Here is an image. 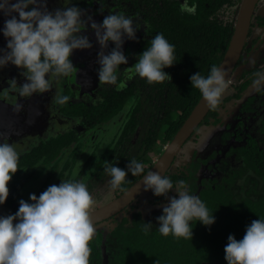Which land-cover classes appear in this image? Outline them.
I'll return each instance as SVG.
<instances>
[{
	"label": "clouds",
	"instance_id": "obj_1",
	"mask_svg": "<svg viewBox=\"0 0 264 264\" xmlns=\"http://www.w3.org/2000/svg\"><path fill=\"white\" fill-rule=\"evenodd\" d=\"M65 5L72 0H63ZM29 6H32L29 9ZM196 3L183 0L180 11L195 14ZM0 11L7 18L0 31L7 41L6 48L0 49V68L9 63L23 69L21 75L26 82L18 85L16 79L8 81L7 88L19 97H31L34 93H44L53 88L61 78H67L74 70L70 59L73 50L92 47L88 36L82 35L86 27L83 19L85 11L73 5L50 11L47 0H0ZM13 13H18L19 18ZM91 28L101 46L98 55V80L100 84H115L121 64L128 59L122 50L126 36L136 40V32L141 25L133 17L110 12L101 23L92 20ZM112 41L115 47L105 54L104 49ZM175 61V45L163 33H157L150 40V46L137 54L136 63L126 68V76L131 79L138 75L147 83H162L170 74L164 69ZM254 63V61H253ZM224 68L213 64L207 76L200 72L190 76L191 86L198 89L203 100L211 109H216L223 94L230 87ZM252 87L264 90V70L253 74ZM3 91V90H2ZM0 91V92H2ZM70 96L55 92L52 103L64 105ZM22 105L15 104L20 111ZM0 205L8 198V182L18 170L20 153L13 143L0 134ZM104 171L110 177L113 190L121 189L125 178L131 173L141 176L144 190H151L154 196L168 197L175 188L176 196L168 197V204L162 214L156 217L161 235L192 239V222L199 221L205 226L215 222L213 213L193 194L184 180L175 183L170 177L157 171H145V165L136 159L130 160L125 168L106 164ZM31 203L21 199L14 214L0 215V264H90L89 242L96 232L91 209L93 197L87 185L78 180H65L59 185H50L37 196L30 194ZM15 221V223H14ZM152 223L144 224L150 231ZM227 264H264V218L254 219L246 226L242 239L230 234L224 248Z\"/></svg>",
	"mask_w": 264,
	"mask_h": 264
},
{
	"label": "trees",
	"instance_id": "obj_2",
	"mask_svg": "<svg viewBox=\"0 0 264 264\" xmlns=\"http://www.w3.org/2000/svg\"><path fill=\"white\" fill-rule=\"evenodd\" d=\"M143 2L146 6H141L144 7L145 14H148L152 35L163 33L175 45L176 63L164 69L171 78L162 83L149 84L145 79L134 75L132 84L127 85L122 93L112 91L106 101L89 108L85 115L87 123H92L90 125L107 121L124 107L127 98L136 90L138 98L134 100L132 115L125 123L118 143L113 147L111 156L115 160L108 164L126 169L130 160L136 159L145 165V173L201 96L199 90L191 86L190 76L197 72L207 76L211 66H218L223 57L233 32L234 20L223 19L220 14L227 8H234L237 13L241 0H189L190 4L197 5L195 14L180 11L183 0ZM244 86L245 83L237 85L238 88ZM61 109L67 114H79L82 111L78 105L64 104ZM139 111L145 114L142 116L145 131L131 154L125 143L133 134ZM262 130L264 134V129ZM77 139L78 137L68 133L60 134L21 155L19 168L8 182V198L0 205L1 208H7L14 214L19 208L17 203L24 200L21 194L23 186L37 180L43 173L42 169L30 170L42 160L44 168L54 175L59 166L60 153ZM118 145L122 146L119 148ZM156 145L159 148L154 151ZM150 150L157 152L154 160L147 157ZM219 151L220 153L211 152L205 159L199 158L188 170L182 166L165 174L174 183L189 179L191 189L201 167L221 170L219 175L211 176L205 181L197 194L206 204L209 213L215 216V222L211 226H205L193 220L192 239H184L171 234L161 235L157 220L144 219L139 212H131L130 217L118 222L107 238L106 264H227L224 248L228 236L232 234L237 240L242 239L246 226L252 220L264 218V149L250 138L246 145H228L225 146L224 153ZM220 154H224L225 158L222 159V166L217 169L212 161ZM101 162L102 159L97 160L95 169L91 172L94 179L97 176H108ZM69 165L66 162L64 169ZM141 176L129 173L121 186L123 190H113L114 196L126 190ZM45 185L46 182L40 190ZM147 222L152 223L148 232L144 230ZM89 245L90 264H103L99 259L98 249L91 242Z\"/></svg>",
	"mask_w": 264,
	"mask_h": 264
},
{
	"label": "flooded vegetation",
	"instance_id": "obj_3",
	"mask_svg": "<svg viewBox=\"0 0 264 264\" xmlns=\"http://www.w3.org/2000/svg\"><path fill=\"white\" fill-rule=\"evenodd\" d=\"M11 2L15 3L16 0H11ZM73 5L80 7L86 13L83 19L87 21V24L86 27L81 30V34L88 36L90 42L92 43V47L89 49L73 50L70 59L74 65V70L70 76L67 78H61L49 91L44 93H34L31 97H19L18 95L16 96L15 94L11 93L7 88L9 87L8 81L13 78L16 79L18 85H22L26 82V78L21 75L23 69H20L11 63H9L4 68H0V91L3 90L0 92V134H3V137L7 138L8 143H13L18 152L31 148L27 152H22L20 156L32 151L41 143L47 142L50 138L57 137L58 135L65 133L78 137L77 141L72 142L69 148H73L74 145L77 147V149L81 148V151L78 152L81 156L89 153L94 147L99 145L104 132L109 127V122L121 112L122 108L107 121L98 122L93 125H90L92 124L90 121V124L87 123L88 119H86V111H89V108L91 107L101 105V103L107 100V97L110 96L112 91L122 93L127 85L132 84L134 76H132L131 79H128L125 74L126 68L131 67L136 63L137 54L139 51L142 52L145 50V48L150 46V40L152 37H154L150 32L151 27L149 21L147 20L148 14H145L144 12V7L146 5L143 0H72V4L69 5H65L63 0H47V7L50 11L55 10L56 8L70 7ZM31 7L32 6H29V9ZM110 12L131 16L135 22L141 25V27L136 32V40H129L126 36L124 37L125 42L122 46V50L128 59V63L120 65V69L117 73V82L115 84H100L98 80V69L100 65L97 62V54L101 51V46L96 39L94 30L91 28V21H88V16H91L92 20L95 22L101 23L104 17L109 15L108 13ZM13 14L19 18L18 13ZM7 18L10 17H6L4 13L0 11V29L3 28L4 21ZM142 29L143 33L138 34V32H140ZM6 43L7 41L3 35V32L0 31V49H5ZM113 47H115L114 42L109 41L108 47L104 49L105 54L111 51ZM260 70H264V0H258L255 4L246 39L244 41L239 58L237 59L228 79L231 81L230 87L227 89L230 92H225L223 94L216 109L213 110L209 108L198 125L184 141L164 175L167 172H174L182 166L186 167L188 170L199 160V158L205 159L207 155H209L211 152L213 153L214 151L220 153L219 150H221V153H224V148L228 145H233L236 147L239 145H246L250 138H253L256 141V144L264 149V137H262V135H264L262 133V129H264V90L257 92L252 87V81L254 79L253 74ZM232 77H234V79H232ZM244 83L245 86L243 88L237 87V85H243ZM57 91L63 95L70 96V100L66 103L67 105H78L81 107L82 111L79 114H67L61 109V105L52 103V98ZM137 93L138 92L134 90V93H132L127 98L126 103ZM15 104L22 105L20 111L14 110ZM220 109L222 111H227L229 114L235 115L236 117H242L240 125H243L244 132H241L238 128L232 127L231 124L226 120H222ZM59 113L71 116L72 118H79L82 124H86L88 125V129H92L90 136L84 143H82L80 136L76 135V131H78L76 125L70 124V128L68 129H63L62 127L59 129L55 128L57 124V119L55 117ZM131 115L132 114L130 113L127 120L124 122L123 127L130 119ZM89 118L92 119L91 116ZM9 119H11V121H9ZM119 120L122 122V118H119L115 123H117ZM142 120L143 119L140 118L138 121H136V125L143 126ZM120 122L118 123L119 125ZM70 123H72V121ZM79 124L80 129H84V126L81 123ZM118 124L115 127L114 134L116 133V130L119 129ZM202 129L205 130L203 132L205 140H203L201 143L202 145L200 144V147L203 148V151H201L199 155L195 156L194 161L187 164V166L182 165L173 167L179 158L182 148L185 149L191 140L195 138L198 139L200 136L199 132H201ZM121 132L119 133L118 139L121 137ZM0 142H3L2 138H0ZM116 143H118V140ZM29 144H31V146ZM165 145L162 146L163 149ZM77 154L76 152H73L71 159L73 160ZM158 158L159 157H157L155 161ZM223 158H225V155L220 154L217 158L213 159L212 162H214L217 169L218 166H222ZM68 162L70 163L71 161ZM38 164L40 165L37 166ZM71 165L72 164L70 163L68 167ZM38 169L43 170V173L40 175V177L37 180H34L23 186L22 188L21 194H23L24 199L26 198L24 194L28 195L27 193L33 194L39 192L41 186L45 182V186H47L48 183L56 178L66 180L63 172H55L54 175L50 172L49 174L48 169L44 168L42 160L39 161L30 171ZM221 172V170L214 171L212 168L206 169L205 167H201V169L195 175L196 177L194 178L195 180L190 191L193 194H198V190L204 186L205 181L209 180L211 176L219 175ZM48 174L50 178H48ZM206 174H208L207 177H205ZM186 184L188 187H190L191 184L189 179L186 180ZM150 191L151 190L141 192L124 208L120 209L108 218L94 223L96 228L101 226V224L106 223L103 230H98V232L95 233L92 240L90 241L91 244H94V247L98 249L99 259L103 264H106L107 261V238L110 235L112 229L118 224V222H120L121 219L130 217L131 212H139L142 218L156 221V217L162 214L163 207L168 204V197L177 195L175 188H173L168 193V197L154 196L152 191L148 198L144 197V195ZM120 194L116 196L113 195L107 202H104V204L108 203ZM28 196L30 197V194ZM145 199L147 200L145 201ZM145 202L149 203L147 206H145L149 207V212L147 211L148 213L142 209L144 208ZM104 204L100 206H103ZM98 207H95L94 209H97ZM102 246L105 250L104 257L102 253L103 250L101 248Z\"/></svg>",
	"mask_w": 264,
	"mask_h": 264
},
{
	"label": "rangeland",
	"instance_id": "obj_4",
	"mask_svg": "<svg viewBox=\"0 0 264 264\" xmlns=\"http://www.w3.org/2000/svg\"><path fill=\"white\" fill-rule=\"evenodd\" d=\"M224 11L225 12L220 14V16L223 19H228V18H229L228 20L233 19L235 22V18L237 16V13L235 12L234 8H227ZM140 33L141 34L143 33V29L140 32H138V34H140ZM226 92H230V91L227 90ZM137 98H138V96L136 94L132 98H130L127 103H125L121 112L118 113L109 122V127L104 132V134L100 140V144L97 145L96 147H94L89 153H86L83 156L79 155L78 152L81 151V148L77 149V147H75V145H74L73 148L71 147V148H66V149L62 150V152L60 153V155L58 157L59 166L55 172L56 173L63 172L66 180L74 179V180L84 182L87 185V187H88V189H89V191L93 197V200H94L92 209L104 204V202H107L114 195L113 189H111L110 185H109L110 177L109 176H97L94 179V178H92L93 177L92 175H94V174H92L91 172H92V170L94 171L97 160L99 161V159H102V162H101V166L103 165L102 167H105L106 164L112 163L115 160L114 157L111 156V155H113V147L116 146V144H117L116 142L118 140L119 133L122 130L124 122L127 120L128 116L130 115ZM143 115H145V114L143 112L140 113V111H139V113L136 114L137 121L140 118H142ZM220 115H221L222 120L223 119L226 120L228 123L231 124L232 127L238 128L241 132H244L243 125H240V123L242 121V117H240V116L236 117L235 115L229 114L227 111H224V110L222 111L221 109H220ZM55 118L57 119L56 120L57 124L55 127L56 129H59L61 127L63 129H68V128H70L69 127L70 124L76 125V127L78 129V131H76V135L80 136L82 143H84L87 140V138L90 136V133L92 132V129L90 130V129H88V125L82 124V122L79 118H72L71 116L60 114V113ZM119 118H122V122H120V120H119L117 123H115ZM9 121H11V119H9ZM71 121H72V123H70ZM119 122H120V125L118 124ZM79 123H81L84 126V129H80ZM117 124L119 125V129H117L116 133L114 134L115 127L117 126ZM13 127H15V126H13ZM136 127H135V131L130 136L129 140L125 143L126 148H128V150H129L128 153H131V154L134 153V148H136L139 145L138 144L139 138H141L142 133L145 131L143 129L144 124H143V126H139V125L137 126L136 125ZM204 131L205 130L202 129V131L199 132L200 136L198 139L195 138V139L191 140V142L187 145V147L185 149L182 148V151L179 154V158L173 167H178V166H182V165L187 166V164L194 161L195 156L199 155L200 152L203 151L202 150L203 148L200 146L202 145L201 143L203 142V140H205L204 139L205 137L203 135ZM29 145L31 146V144H29ZM185 145H184V147H185ZM118 146L120 148L122 145H118ZM158 148H159V145H156L154 147V151H156V149H158ZM30 149L31 148H29L25 151L24 150L19 151V153L21 154L22 152H27ZM73 151H76V154L77 153L78 154L72 160L71 158H72ZM150 151H151V153L147 154V157L148 158L151 157V159L154 160V158H156L157 152H154L152 150H150ZM68 161H71L70 163L72 165L70 167L64 169L65 163ZM39 165L40 164H38L37 166H39ZM207 176H208V174L205 175V177H207ZM61 182H62V180L60 178H56L53 181H51L50 183H48V185L45 186V188L42 191L40 190L39 192L34 193V194L39 196V194L42 193L44 190H46V188L48 186L53 185V184L59 185V183H61ZM150 193H151V191L146 193L144 195V197L148 198ZM27 194L29 195L31 193H27ZM24 195L26 197L24 200L31 203L30 197L26 194H24ZM146 200L147 199H145V201ZM148 204H149L148 202H145L144 208H142L146 212L149 210V207H145ZM17 205H19V202L17 203ZM159 207H158V209H159ZM150 208H153V207H150ZM150 210H152V209H150ZM0 213L3 215L12 214V212L10 213V210L7 208L6 209L1 208ZM104 225H106V223H103V224H101V226H98L96 228L95 233H97L98 230L102 231L104 228ZM101 248L103 250L102 253H103V257H104V251L105 250H104L103 246Z\"/></svg>",
	"mask_w": 264,
	"mask_h": 264
},
{
	"label": "water",
	"instance_id": "obj_5",
	"mask_svg": "<svg viewBox=\"0 0 264 264\" xmlns=\"http://www.w3.org/2000/svg\"><path fill=\"white\" fill-rule=\"evenodd\" d=\"M257 1L258 0H241L236 16V21L233 26L231 38L223 54V57L221 58L218 64V67H222L226 70L228 74L226 79H229L231 72L235 66V63L239 58L240 52L242 50L244 41L248 33L251 16L253 14ZM208 110L209 107L203 100L202 96H200L199 100L191 110L190 114L187 116L180 128L174 134L171 141L165 145L163 152L161 153L159 158L143 175H146L147 172L150 170L157 171L161 175H164L166 170L170 167L174 157L180 150L184 141L191 134L194 128L198 125V123L201 121V119L204 117ZM142 180L143 178L141 176L119 196L112 199L103 206L92 210L91 213L93 223H96L113 215L120 209L124 208L141 192L145 191Z\"/></svg>",
	"mask_w": 264,
	"mask_h": 264
}]
</instances>
